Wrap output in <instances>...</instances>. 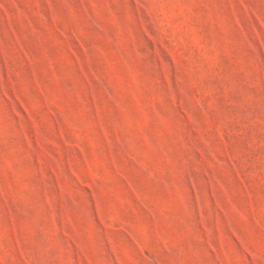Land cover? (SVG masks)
<instances>
[{
  "label": "rangeland",
  "instance_id": "rangeland-1",
  "mask_svg": "<svg viewBox=\"0 0 264 264\" xmlns=\"http://www.w3.org/2000/svg\"><path fill=\"white\" fill-rule=\"evenodd\" d=\"M0 264H264V0H0Z\"/></svg>",
  "mask_w": 264,
  "mask_h": 264
}]
</instances>
